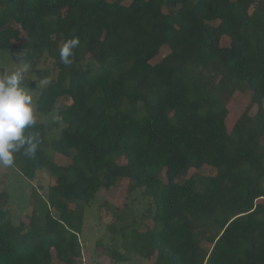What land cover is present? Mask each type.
Instances as JSON below:
<instances>
[{
    "label": "trees",
    "instance_id": "trees-1",
    "mask_svg": "<svg viewBox=\"0 0 264 264\" xmlns=\"http://www.w3.org/2000/svg\"><path fill=\"white\" fill-rule=\"evenodd\" d=\"M77 37L65 66L59 48ZM166 45L171 52L154 63ZM0 50L25 51L43 80L45 55L59 71L36 100L49 121L36 114L29 130L41 141L35 155H16L29 178L48 170L57 179L47 228L35 218L14 225L0 210V264H57L54 251L63 264H84L85 208L121 178L152 200L131 242L145 258L264 264V0H0ZM242 84L252 104L231 128L228 100ZM66 97L73 103L59 108ZM50 148L73 162L58 163ZM206 165L217 173L202 174Z\"/></svg>",
    "mask_w": 264,
    "mask_h": 264
},
{
    "label": "rangeland",
    "instance_id": "rangeland-1",
    "mask_svg": "<svg viewBox=\"0 0 264 264\" xmlns=\"http://www.w3.org/2000/svg\"><path fill=\"white\" fill-rule=\"evenodd\" d=\"M132 1L125 0V3L130 4ZM254 10L255 7L252 8V12ZM17 26L19 27L20 25ZM23 38L28 40L26 32L23 33ZM228 41L226 40L225 42L228 43ZM170 52V47L168 45L164 46L161 54L153 62H160ZM25 54L26 52L22 50L12 52L0 50V74L4 72L11 73L16 70L24 73V85L33 96L38 121L47 122L49 121V116L38 112L36 100L41 95L42 87L58 77L59 71L55 61L45 55L38 66L40 69H49L50 76L48 80H43L37 73L30 71V66L24 60ZM91 65L96 64L90 60L84 63L85 67ZM34 80L38 81L39 88L37 89L28 86V83ZM215 95L219 97L216 93ZM225 98L227 99L228 97L225 96ZM252 98L253 89L246 84H242L236 93L229 98L231 115L228 123L231 128L234 127L241 115L252 104ZM226 99L220 98V103H223ZM71 103H73V99L66 97L60 100L58 107L62 108ZM258 111L259 106L254 105L251 114L256 116ZM64 127L65 125L52 130L49 133V138L52 140L59 137ZM48 151L50 157L62 165H70L74 160L73 157L55 152L52 148L48 149ZM217 171V168L211 165H206L200 170L206 176L215 175ZM195 172V169L191 170L189 176ZM163 178L168 180L166 172ZM179 180L185 182L186 178H180ZM56 182L57 179L48 170L40 172L36 179L29 178L22 171L21 165L16 158L13 166L8 168L0 167V203L5 201L3 209L10 211L9 220L14 225H22L24 223L30 225L35 218L36 228L44 232L47 228V215L51 208L47 194L50 187ZM142 192V189H138L134 193L131 192L130 179L121 178L116 187L103 189L93 204L85 208L86 219L81 232L84 255L79 261H83L84 264H156V262L140 254L138 247L131 243L135 240L136 235L133 228L138 226L141 230L145 229V214L149 203L152 201L150 198L145 197ZM73 207L75 208L76 205H73ZM55 213H57L56 210ZM120 216L123 217L121 218ZM148 223L153 224L152 219H149ZM205 245L210 247L212 244L206 240ZM115 249L129 256L130 259L117 261V258L113 255ZM54 253L56 263L63 264L57 258L56 251Z\"/></svg>",
    "mask_w": 264,
    "mask_h": 264
},
{
    "label": "clouds",
    "instance_id": "clouds-1",
    "mask_svg": "<svg viewBox=\"0 0 264 264\" xmlns=\"http://www.w3.org/2000/svg\"><path fill=\"white\" fill-rule=\"evenodd\" d=\"M80 44L79 38L67 40L59 48L60 62L65 66L73 63V49ZM56 116L54 120L62 121ZM37 124L33 96L24 85V73L16 70L0 74V167H11L22 150L24 155H35L40 138L31 133Z\"/></svg>",
    "mask_w": 264,
    "mask_h": 264
},
{
    "label": "water",
    "instance_id": "water-1",
    "mask_svg": "<svg viewBox=\"0 0 264 264\" xmlns=\"http://www.w3.org/2000/svg\"><path fill=\"white\" fill-rule=\"evenodd\" d=\"M4 206H5V201L0 203V210H3Z\"/></svg>",
    "mask_w": 264,
    "mask_h": 264
}]
</instances>
